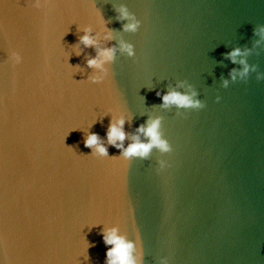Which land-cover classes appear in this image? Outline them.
<instances>
[{"label": "water", "instance_id": "water-1", "mask_svg": "<svg viewBox=\"0 0 264 264\" xmlns=\"http://www.w3.org/2000/svg\"><path fill=\"white\" fill-rule=\"evenodd\" d=\"M189 85L205 108L163 106ZM121 116L173 151L125 159ZM112 229L137 264H264V0H0V264H106Z\"/></svg>", "mask_w": 264, "mask_h": 264}, {"label": "clouds", "instance_id": "clouds-1", "mask_svg": "<svg viewBox=\"0 0 264 264\" xmlns=\"http://www.w3.org/2000/svg\"><path fill=\"white\" fill-rule=\"evenodd\" d=\"M122 18H128L129 12L126 8L121 9ZM99 15V13H97ZM139 27V21L135 23H130L125 25L126 30L136 31ZM87 32H91V29H88ZM107 39H111V33H108ZM80 41L88 47H93L98 45V40L94 39L91 35L85 34L80 37ZM121 50L127 52L129 56L134 55V48L131 44L121 43ZM116 53L115 48H104L98 49L97 58H92L87 61L89 67L99 68L102 71L104 70L105 64L114 60ZM80 53L78 52L77 55ZM230 57L235 62L236 57L241 55L240 49H235L231 52ZM22 56L17 53L15 56V63H22ZM244 63V61H240ZM248 72V68L245 67L244 72L240 75L244 76ZM106 75V73H105ZM233 80L236 79V74H232ZM94 82H100L105 79L104 75L91 77ZM228 81H224V86L227 87ZM182 86V85H181ZM189 92L182 93L176 90H172L167 94L162 95L163 106L168 107L170 105H175L178 108L184 109H203L206 107V104L197 98L198 93L192 89V86L189 85ZM157 95H161L157 93ZM217 101L220 100V97H216ZM125 118L121 116L118 119H114L113 122L109 125L107 131L108 144L116 148L122 149V156L125 159L131 157H141L146 158L149 156L151 150L155 147L158 148L163 153H170L173 151L171 144L162 137L160 132L161 128V119L155 118L151 119L148 122V126L144 127L143 125L138 129V132L143 133L146 137L150 138L149 142H142L139 136L133 137V142L130 143L126 148L123 145V141L127 138V133L124 131ZM85 147H88L93 150V154H98L103 157L108 156V148L103 143H101V138L96 133H90L85 139ZM161 168L168 167L167 162H160ZM104 236V241L106 245H111L106 252V264H137V260L133 255L135 245L126 240L124 237L118 234V229H112L106 233H102ZM93 245H87L86 247H91ZM87 259V257H85Z\"/></svg>", "mask_w": 264, "mask_h": 264}, {"label": "snow or ice", "instance_id": "snow-or-ice-1", "mask_svg": "<svg viewBox=\"0 0 264 264\" xmlns=\"http://www.w3.org/2000/svg\"><path fill=\"white\" fill-rule=\"evenodd\" d=\"M17 6H20V5H17ZM2 7H8V5L6 3L2 4Z\"/></svg>", "mask_w": 264, "mask_h": 264}]
</instances>
